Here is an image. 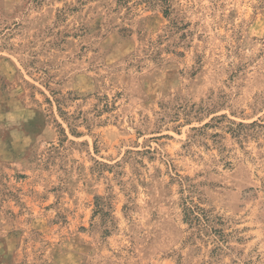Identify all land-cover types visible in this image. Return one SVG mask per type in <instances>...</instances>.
I'll use <instances>...</instances> for the list:
<instances>
[{"label": "rangeland", "instance_id": "374dc122", "mask_svg": "<svg viewBox=\"0 0 264 264\" xmlns=\"http://www.w3.org/2000/svg\"><path fill=\"white\" fill-rule=\"evenodd\" d=\"M170 6L0 0V264H264V0Z\"/></svg>", "mask_w": 264, "mask_h": 264}, {"label": "trees", "instance_id": "16d2710c", "mask_svg": "<svg viewBox=\"0 0 264 264\" xmlns=\"http://www.w3.org/2000/svg\"><path fill=\"white\" fill-rule=\"evenodd\" d=\"M144 1H149V0H144ZM162 3H164L166 5V10L164 11V14L166 16H169L170 12H171V6H170V0H159ZM215 108L214 105L211 104H205V103H201V104H191V105H186L185 107H182V112L180 113H176L175 116L177 119H181L182 121L185 120L187 123H189V121H192V119H198V121H202L201 120V116H204L208 113H210L213 109ZM212 109V110H211ZM183 118H180V117ZM225 117H220V118H215L214 120H217L216 122L220 123V121H222ZM178 121V120H177ZM232 125H235L234 123H232ZM241 126V125H240ZM210 124H205L201 129L199 128H193V131H202L206 128H209ZM233 134L236 133V130H232ZM187 219L191 220L192 222H200L202 220V218L200 216H195L194 215V210L192 209H187ZM205 218V217H204Z\"/></svg>", "mask_w": 264, "mask_h": 264}]
</instances>
